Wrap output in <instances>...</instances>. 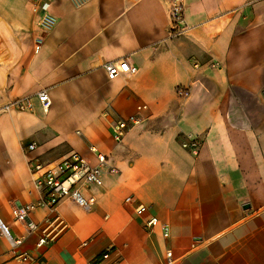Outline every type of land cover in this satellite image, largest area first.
Returning a JSON list of instances; mask_svg holds the SVG:
<instances>
[{"label":"crops","instance_id":"0c3cea01","mask_svg":"<svg viewBox=\"0 0 264 264\" xmlns=\"http://www.w3.org/2000/svg\"><path fill=\"white\" fill-rule=\"evenodd\" d=\"M46 1L55 24L35 47L36 0H0V106L39 89L51 101L0 111V264H264V0H185L190 29L175 37L167 0ZM124 57L137 72L108 78L103 64ZM139 104L114 141L111 122ZM189 135L197 154L180 146ZM90 145L117 169L84 191L91 209L37 207L33 231L14 219L38 199L30 159L95 163Z\"/></svg>","mask_w":264,"mask_h":264},{"label":"built area","instance_id":"2783aa9c","mask_svg":"<svg viewBox=\"0 0 264 264\" xmlns=\"http://www.w3.org/2000/svg\"><path fill=\"white\" fill-rule=\"evenodd\" d=\"M169 3V30L168 35L175 37L183 35L190 29L184 18L185 0H167ZM37 18L35 19L36 34L33 37L35 47L41 45L43 33L49 31L55 24V17L50 11L49 3L46 0H36ZM103 69L108 78L112 79L118 75H133L137 72V67L133 65L127 57L117 60L108 61L103 64ZM176 94L180 97H186L189 89L179 85L175 89ZM33 97L37 98L44 110L50 106V98L47 89H39L33 94L16 97L0 106V111H20L30 112L33 108ZM146 104L136 106L135 112L123 119H117L111 122L110 132L114 141L120 142L125 134L131 128L139 125L143 120V112L147 110ZM201 139L197 135H189L180 141V146L192 154H197ZM36 143L30 142L25 145L27 151H32ZM90 151L95 153L96 162L91 163L81 154L70 151L56 161H45L40 157H34L29 160V170L32 176V188L38 194L35 202L14 205L12 215L15 220L26 222L28 231L37 228L36 223L28 220L29 213L37 207L53 208L59 202L69 200L83 209L89 210L96 202L93 195H86L85 190L90 187L102 185L103 171L116 173L117 169L111 165L105 154L97 151L90 145ZM131 196L125 198L130 202ZM164 237L169 234V226L166 223H160L155 216H150L145 221V226L152 228L159 225ZM2 232L7 235V230L3 228ZM52 240L49 234L42 235L38 238L36 245L38 247L48 244ZM20 240H11L12 246L17 245ZM87 244V241L82 243ZM166 255L171 259V252L167 251ZM23 260H28V256H21ZM108 257V253L102 254L101 258L93 259L90 264H103V260Z\"/></svg>","mask_w":264,"mask_h":264}]
</instances>
